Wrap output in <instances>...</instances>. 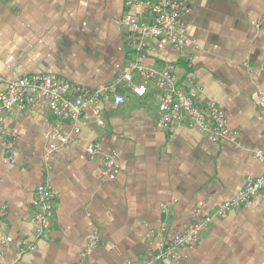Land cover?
<instances>
[{
    "label": "crops",
    "instance_id": "crops-1",
    "mask_svg": "<svg viewBox=\"0 0 264 264\" xmlns=\"http://www.w3.org/2000/svg\"><path fill=\"white\" fill-rule=\"evenodd\" d=\"M183 1L186 34L194 42L186 51L190 61L160 40L144 61L172 64L179 86L214 101L240 146L233 139L210 143L186 127L158 128L152 89L144 98L128 94L116 109L105 106V125H83L67 146L51 137L53 119L44 103L8 116L15 163L0 141V252L4 237L12 244L0 262L136 264L161 240L181 233L195 213L212 216L247 178L263 175L253 154H264V100L258 95L264 90V0ZM124 12L125 0H0V93L35 74H56L87 88L110 82L127 60ZM97 142L117 155L114 180L102 177V154L85 152ZM50 144L57 147L44 163ZM44 179L54 189L55 211L46 238L34 239V192ZM163 224L161 238L150 236ZM94 231L99 243L81 260ZM23 240L35 250L19 255ZM180 255L164 264H264V199L213 218Z\"/></svg>",
    "mask_w": 264,
    "mask_h": 264
},
{
    "label": "built area",
    "instance_id": "built-area-1",
    "mask_svg": "<svg viewBox=\"0 0 264 264\" xmlns=\"http://www.w3.org/2000/svg\"><path fill=\"white\" fill-rule=\"evenodd\" d=\"M126 12L120 24L125 34L127 60L121 70L110 82L93 88L73 84L56 74L28 75L11 82L0 93V141L8 161L14 164L11 146L16 136L5 127L8 116H15L31 111L36 104L44 103L53 124L50 135L59 146L75 142L71 135H77L83 125H105V110L108 106L116 109L126 103L128 94L144 98L150 89L157 100L156 125L165 131L186 127L201 134L208 142L216 144L233 139L235 146H240L234 139L237 132L231 130L223 110L212 100H199L194 92L186 91L177 83L172 64L165 67L148 65L145 58L153 51L152 42L160 40L168 43L178 58L190 61L187 48L194 45L186 34L183 16L188 12L183 0H125ZM264 100V90L259 91ZM65 128H68L65 132ZM55 144L48 145L43 154L47 163L50 154L56 149ZM86 154L93 158L102 154V177L114 180L118 173L115 152H104L100 143L86 147ZM254 158L264 166V154L254 152ZM49 170L46 165V172ZM256 197L264 199V173L256 178H247L244 185L228 201L221 203L212 216L200 217L197 213L191 223L169 241L161 240L153 253H148L136 264H164L177 262L181 251L196 244L206 226L216 217H224L230 212L248 208ZM55 192L47 179L42 180L34 192V210L31 216L34 239H44L54 216ZM164 212L167 210L164 208ZM166 231L163 224L150 236L161 238ZM99 234L94 231L87 241L80 259L84 260L99 243ZM12 244L10 237L1 240L0 256ZM35 244L23 240L18 244V254L24 255L34 251ZM0 264H6L0 262Z\"/></svg>",
    "mask_w": 264,
    "mask_h": 264
}]
</instances>
